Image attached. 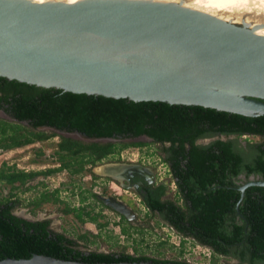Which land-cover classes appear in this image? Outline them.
<instances>
[{
  "label": "trees",
  "instance_id": "obj_1",
  "mask_svg": "<svg viewBox=\"0 0 264 264\" xmlns=\"http://www.w3.org/2000/svg\"><path fill=\"white\" fill-rule=\"evenodd\" d=\"M0 107L16 121H27L33 129L0 118V148L59 137L54 151L58 166L23 171L2 164L0 182L14 188L16 183L23 184L38 174L61 169L76 175L115 149L145 145L141 141L86 143L54 132L45 134L36 130L37 126L77 131L89 137L146 135L158 145L161 161L175 186L174 198L164 197L166 185L162 182L142 189V203L149 215L172 227L181 238H191L213 254L236 259V264L264 262V186H247L240 198L236 183L239 174L264 177V114L246 116L200 105L73 93L4 77H0ZM242 135H257L262 140L242 145L238 140ZM209 137L215 138L197 143ZM52 198L57 200L56 196ZM47 200L48 195L42 193L29 203L34 209ZM16 203L10 198L0 202V259L39 254L83 263L190 264L123 251L81 250L74 239L46 229L47 220L29 221L13 214ZM65 211H72L80 222L88 220L101 227L95 215L83 207ZM119 227L125 236L131 234L130 229H137L126 222Z\"/></svg>",
  "mask_w": 264,
  "mask_h": 264
},
{
  "label": "water",
  "instance_id": "obj_2",
  "mask_svg": "<svg viewBox=\"0 0 264 264\" xmlns=\"http://www.w3.org/2000/svg\"><path fill=\"white\" fill-rule=\"evenodd\" d=\"M0 77L73 93L256 116L264 114V36L173 2L0 0ZM0 116L14 120L3 111ZM35 129L86 143L151 140L89 137L46 125ZM250 185L264 186V177L249 175L239 183L240 198ZM102 200L130 214L115 198ZM0 264L184 263H83L32 254L4 257Z\"/></svg>",
  "mask_w": 264,
  "mask_h": 264
},
{
  "label": "rangeland",
  "instance_id": "obj_3",
  "mask_svg": "<svg viewBox=\"0 0 264 264\" xmlns=\"http://www.w3.org/2000/svg\"><path fill=\"white\" fill-rule=\"evenodd\" d=\"M186 6L188 4H185ZM237 24H245L238 22ZM247 28H252L251 24ZM25 126V124H21ZM26 127V126H25ZM27 130H33L26 127ZM45 134L51 132L43 131ZM59 135V134H58ZM224 139V136H220ZM58 136L34 140L33 142L12 148H0V166L2 164L17 170H44L58 166L55 144ZM240 144L247 141H261L257 135H242L238 137ZM208 139L200 140L207 142ZM142 146H126L115 151L102 161L76 175H70L66 170H56L48 174H38L17 184L14 188L0 182V202L10 198L16 200L13 212L23 217L34 219L49 218L50 226L74 239L82 250L102 252H127L135 255H146L169 260H180L190 264H236L237 260L228 256L213 254L207 247L197 244L191 238H181L174 230L161 223L156 216L149 215L140 204L130 186L125 185L122 178L112 176L107 165H117L114 169L140 167L146 169L156 182H164L166 196L175 197V186L171 176L161 161L158 145L144 141ZM104 167V174L96 171ZM47 194L48 200L34 210H30L29 201L39 194ZM116 197L130 210L129 215L102 203L98 197ZM56 196L57 200H53ZM131 202L129 205L126 202ZM95 215L96 223L88 220L78 221L72 211L66 208H80ZM122 215L125 221H121ZM133 224L137 229H130L129 236L120 232V224ZM130 222V223H128ZM120 223V224H119ZM264 264V262L257 263Z\"/></svg>",
  "mask_w": 264,
  "mask_h": 264
},
{
  "label": "bare ground",
  "instance_id": "obj_4",
  "mask_svg": "<svg viewBox=\"0 0 264 264\" xmlns=\"http://www.w3.org/2000/svg\"><path fill=\"white\" fill-rule=\"evenodd\" d=\"M32 2L63 1L66 3L78 0H30ZM179 3L184 7L199 10L222 20L237 24L238 22L252 26L253 32L264 36V0H153ZM185 4H188L187 6ZM105 168H96L99 173H105Z\"/></svg>",
  "mask_w": 264,
  "mask_h": 264
},
{
  "label": "flooded vegetation",
  "instance_id": "obj_5",
  "mask_svg": "<svg viewBox=\"0 0 264 264\" xmlns=\"http://www.w3.org/2000/svg\"><path fill=\"white\" fill-rule=\"evenodd\" d=\"M0 111H3L2 110V108L0 107ZM4 112V111H3ZM5 113V112H4ZM6 114V113H5ZM8 117H10V118H12L11 116H9L8 114H6ZM0 118L1 119H4V120H7V121H10V122H13V123H18V124H21L19 121H16L15 119V121L14 120H11V119H7V118H4V117H2V116H0ZM13 119V118H12ZM25 126L26 127H28V128H31V127H29V125H28V123L27 124H25ZM32 129V128H31ZM47 138H49V137H47ZM215 137H209V138H202V139H199V140H197V142H200V140H203V139H208V141H210V140H212V139H214ZM34 141V140H33ZM32 141V142H33ZM207 141V142H208ZM31 143V142H30ZM201 144H204V142H200ZM29 144V143H28ZM164 163V162H163ZM165 164V163H164ZM106 166H108L111 170L110 171H112V176H114V177H117V178H122V180L125 182V185H127V186H130L132 189H133V192H134V194L137 196V198H138V200H139V202H140V204L144 207V205H143V203H142V198H141V193H142V189L144 188V187H147V186H150V185H155V184H157V183H159V182H156L155 180H154V178L152 177V175L146 170V169H143V168H140V167H136V166H133V167H126V168H123L122 170H117V169H114V167H117V165H107L106 164ZM165 166H166V168H167V165L165 164ZM168 170V169H167ZM240 175L241 174H239L238 176H237V179H236V183H241L245 178L244 177H240ZM243 175V174H242ZM161 182V181H160ZM162 183H164V182H162ZM165 184V183H164ZM41 194H39V196H40ZM38 196V197H39ZM94 196L95 197H98L99 198V200L103 203V200H102V196H98V194H94ZM164 197H167L166 196V192H165V194H164ZM35 198H37V197H35ZM105 198H107V197H105ZM112 198H115L117 201H119L118 200V198H116V197H112ZM119 202H121V201H119ZM122 203V202H121ZM128 205H129V203H131V202H126ZM125 205V204H124ZM126 206V205H125ZM127 207V206H126ZM128 208V207H127ZM145 208V207H144ZM35 209V208H34ZM33 208H32V206H31V208H30V210L32 211V210H34ZM146 209V208H145ZM147 211V210H146ZM12 213L13 214H15L13 211H12ZM148 213V212H147ZM149 214V213H148ZM16 215V214H15ZM16 216H18V217H21V218H23V219H25V220H29V221H42V220H47L48 221V223H47V225H46V229H48V230H51V231H54V232H58V231H55L54 229H52L51 228V226H50V220H49V218H41V219H34V218H31V217H23V216H19V215H16ZM122 216V215H121ZM123 217V216H122ZM77 219V218H76ZM123 219H124V217H123ZM78 220V219H77ZM79 221V220H78ZM124 221H125V219H124ZM84 222V221H83ZM128 223H130V222H128ZM161 223H163L162 221H161ZM129 225H133V224H129ZM164 225H167V224H165L164 223ZM58 233H62V232H58ZM65 235V234H64ZM77 243V242H76ZM77 247H78V244H77ZM80 249V248H79ZM82 250V249H81Z\"/></svg>",
  "mask_w": 264,
  "mask_h": 264
},
{
  "label": "built area",
  "instance_id": "obj_6",
  "mask_svg": "<svg viewBox=\"0 0 264 264\" xmlns=\"http://www.w3.org/2000/svg\"><path fill=\"white\" fill-rule=\"evenodd\" d=\"M169 229H171V230H174L172 227H170V226H168V225H166Z\"/></svg>",
  "mask_w": 264,
  "mask_h": 264
}]
</instances>
